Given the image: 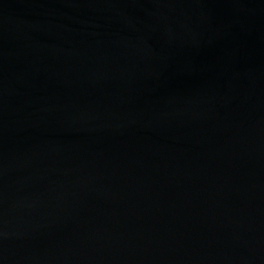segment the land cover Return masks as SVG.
I'll return each instance as SVG.
<instances>
[{
    "label": "water",
    "instance_id": "water-1",
    "mask_svg": "<svg viewBox=\"0 0 264 264\" xmlns=\"http://www.w3.org/2000/svg\"><path fill=\"white\" fill-rule=\"evenodd\" d=\"M0 264H264V0H0Z\"/></svg>",
    "mask_w": 264,
    "mask_h": 264
}]
</instances>
